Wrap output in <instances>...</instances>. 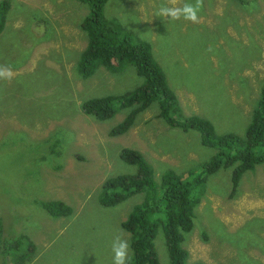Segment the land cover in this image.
I'll return each instance as SVG.
<instances>
[{"label": "rangeland", "instance_id": "rangeland-1", "mask_svg": "<svg viewBox=\"0 0 264 264\" xmlns=\"http://www.w3.org/2000/svg\"><path fill=\"white\" fill-rule=\"evenodd\" d=\"M166 3L108 0L104 13L151 44L185 115L203 116L218 133L243 134L264 85V0H203L199 23L157 16ZM88 12L81 0H10L0 33V67L13 71L10 81L0 79V233L5 247L11 236L35 243L28 264H113L117 235L132 256L122 223L144 194L115 206L99 199L108 178L137 170L122 159L124 147L139 150L158 178L167 170L193 178L189 170L201 172L217 151L197 130L169 126L158 101L117 136L111 130L129 108L104 121L83 111L91 98L143 82L133 65L79 74ZM50 137L60 139L54 156ZM52 200L72 214L52 217L40 204ZM163 235L160 227L156 249L161 264H171ZM184 245L190 264H264V163L243 175L236 192L231 168L208 176Z\"/></svg>", "mask_w": 264, "mask_h": 264}, {"label": "trees", "instance_id": "trees-1", "mask_svg": "<svg viewBox=\"0 0 264 264\" xmlns=\"http://www.w3.org/2000/svg\"><path fill=\"white\" fill-rule=\"evenodd\" d=\"M81 1L89 5V12L80 25L87 34L88 43L77 63L79 74L88 78L99 67L120 74L128 65H133L143 78L139 86L127 92L85 101L83 111L104 121L114 117L120 110L129 108L125 118L111 130V134L117 136L129 131L138 115L158 101L160 116L169 126L184 131L197 130L203 145L217 149L211 160L202 166L201 172L189 170L193 178L185 177L175 170H167L158 178L152 164L139 150L124 147L121 157L135 165L136 172L108 178L99 194L104 206H115L132 195L144 194L143 201L133 208L122 223L123 228L131 234L132 256L128 264H161L155 245L160 227L164 230L163 238L171 264H190L189 250L184 242L195 226L196 208L201 202L208 176L222 167L231 168L233 191L236 192L243 175L264 163V85L244 133H218L213 123L203 116L185 115L182 112L178 97L153 55L151 44L134 36L119 20L105 16L108 0ZM9 8L10 0L0 1V33L5 27ZM53 141L55 150L49 149L50 156H54L60 139ZM40 204L54 218L69 216L73 212L72 207L61 200L40 201ZM3 235L2 230L0 264H28L35 256V243L26 235L15 239L11 236L5 247Z\"/></svg>", "mask_w": 264, "mask_h": 264}, {"label": "clouds", "instance_id": "clouds-1", "mask_svg": "<svg viewBox=\"0 0 264 264\" xmlns=\"http://www.w3.org/2000/svg\"><path fill=\"white\" fill-rule=\"evenodd\" d=\"M203 8V0H195V3L183 2L180 0H167L166 4L160 5L156 15L172 21L183 19L192 23H199V13ZM13 71L10 67H0V79L11 80ZM130 244L126 239L117 235L112 243L114 253L113 264H128L131 257L129 256Z\"/></svg>", "mask_w": 264, "mask_h": 264}]
</instances>
